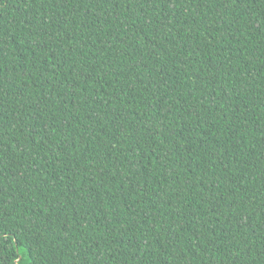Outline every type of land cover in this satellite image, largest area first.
I'll list each match as a JSON object with an SVG mask.
<instances>
[{
    "label": "trees",
    "instance_id": "obj_1",
    "mask_svg": "<svg viewBox=\"0 0 264 264\" xmlns=\"http://www.w3.org/2000/svg\"><path fill=\"white\" fill-rule=\"evenodd\" d=\"M0 264H264V0H0Z\"/></svg>",
    "mask_w": 264,
    "mask_h": 264
}]
</instances>
